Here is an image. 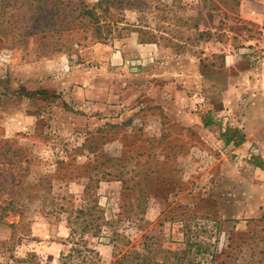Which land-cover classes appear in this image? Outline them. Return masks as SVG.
Wrapping results in <instances>:
<instances>
[{
  "label": "rangeland",
  "instance_id": "obj_1",
  "mask_svg": "<svg viewBox=\"0 0 264 264\" xmlns=\"http://www.w3.org/2000/svg\"><path fill=\"white\" fill-rule=\"evenodd\" d=\"M242 1L52 0L28 10L29 0H0V145L24 150L23 178L34 184L19 200L23 216L7 213L0 225V264H57L71 248L79 264H154L165 251L182 264H264V221L245 224L234 207L223 214L207 189L232 181L208 178L218 171L205 172L208 159L197 172L183 157L196 138L174 127L170 109L145 108L152 93L134 101L133 91L143 82L135 68L150 58L139 50L156 45L152 70L184 74L171 76L180 80L171 93H194L198 70L217 110L222 52L241 61L264 44V9L251 10L264 0L240 13ZM117 53L135 64L112 67ZM148 113L160 116V137L146 130Z\"/></svg>",
  "mask_w": 264,
  "mask_h": 264
},
{
  "label": "crops",
  "instance_id": "obj_2",
  "mask_svg": "<svg viewBox=\"0 0 264 264\" xmlns=\"http://www.w3.org/2000/svg\"><path fill=\"white\" fill-rule=\"evenodd\" d=\"M255 1L243 0L239 8L240 13L245 9V5ZM257 7L264 9V5L260 7L257 3L251 10ZM257 9L256 12L260 11ZM155 52H157L156 45H146L139 50L138 54L142 57L150 56V58L140 62L148 67L135 68L136 71H140L137 75L143 78L144 86L141 87L142 83L134 86V101L141 94L140 90L147 94L152 93L147 95L150 97L145 100L144 106H148L145 108L160 107L161 110H158V113L163 112V115H167V109H170L176 122L174 127L181 131H188L192 137L196 138L193 142H185H190V152L183 157L188 159V162L192 161L199 166L197 172L201 170L203 159L211 160L212 167L205 172L211 173V169L215 166V169L218 167V174L215 173L219 176L211 173L208 178L213 177L216 181L220 178L224 182L232 181L231 186L228 185V189L225 187L221 193H218V190L215 191L214 183H211L212 190L207 189L208 193L213 195L212 199L216 201V207L223 214L234 207V210L240 213L236 218L244 219L245 224L250 222L248 221L250 219L258 223L259 220L264 221V44L261 43L249 49L247 51L249 56L241 61L236 55L222 52L221 69L224 72V86L218 89L221 105L217 110L210 97L212 92L209 88L212 83H208L207 76H203L198 70L192 71V76L198 81L194 83L196 84L193 88L194 93L187 96L179 90L172 94L171 90H175L172 86L180 82L184 74L180 69L176 72L175 67L167 68L166 74L179 77L180 80L175 79L174 82L171 76L169 78L161 75L156 70L154 71L158 74L154 73L152 68L158 62H152L151 56H155ZM126 63L135 64L123 61L120 53L113 54L108 61V64L117 70L124 68ZM75 78L76 76L73 75L69 82H75ZM206 83L208 85H202ZM155 85L159 86L156 88ZM73 89L77 96L75 98L78 100L87 98L88 91L81 89L76 83ZM99 101L102 102V100ZM129 101L131 102L132 98ZM132 108L131 111H134L132 116L138 120L137 109L144 107H139V104L135 102ZM146 119L149 123L145 125L146 130L152 129L154 135L160 137L165 131L160 116L148 113ZM203 177L206 176H202V179ZM177 235H182V232Z\"/></svg>",
  "mask_w": 264,
  "mask_h": 264
},
{
  "label": "trees",
  "instance_id": "obj_3",
  "mask_svg": "<svg viewBox=\"0 0 264 264\" xmlns=\"http://www.w3.org/2000/svg\"><path fill=\"white\" fill-rule=\"evenodd\" d=\"M50 1L52 0H29L28 10L32 7V2L40 6ZM239 1L240 0H222L223 4L228 7H238ZM57 8V4L54 5L55 11H57ZM91 12L92 10L86 11V14L89 15ZM53 19H51V21ZM57 20L58 19H55L54 21L56 22ZM1 143L2 140H0V144ZM23 153L24 150L21 147L12 149L10 146L0 145V225H4L3 219L7 213H17L23 216V211L21 210L23 203L19 200L29 195L26 191L34 186V184L24 181L23 177L27 172L29 161ZM94 202L96 203L95 200ZM16 206L18 207L16 208ZM95 256L98 255L95 253ZM163 257L161 262L154 264H168L169 260L174 261L176 264H182L184 260V257H181L178 252L165 251L163 252ZM169 257H171V259ZM81 258V253H79L77 249L71 248L67 254L62 253L60 255L57 264H79L81 263L80 261H85V259ZM187 264L192 263L188 260Z\"/></svg>",
  "mask_w": 264,
  "mask_h": 264
}]
</instances>
